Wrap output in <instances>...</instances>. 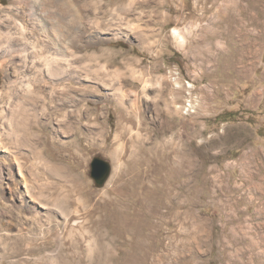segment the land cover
Here are the masks:
<instances>
[{"label":"rangeland","instance_id":"obj_1","mask_svg":"<svg viewBox=\"0 0 264 264\" xmlns=\"http://www.w3.org/2000/svg\"><path fill=\"white\" fill-rule=\"evenodd\" d=\"M77 2L63 62L81 68L66 86L79 106L54 110L31 78L48 113H29L23 142L16 110L35 95L20 74L62 57L41 36L33 59L31 2L0 0L29 38L16 65L0 54V264H264V0ZM95 157L112 168L102 187Z\"/></svg>","mask_w":264,"mask_h":264},{"label":"bare ground","instance_id":"obj_2","mask_svg":"<svg viewBox=\"0 0 264 264\" xmlns=\"http://www.w3.org/2000/svg\"><path fill=\"white\" fill-rule=\"evenodd\" d=\"M28 1H30L31 4L29 6H27L26 16H27L28 22L31 24L30 26H32V30L34 31V33L32 34V37L35 40L30 42L31 46L27 52L31 53V54L33 53L32 54V56L34 57L33 59H35V57H37V58L42 57L41 55H39V53L41 54L44 51V49H43L44 45L42 46L40 44V41L41 40L45 41V39H43L41 37V36H44L45 38L49 39V40H47V41H49V44L45 45V47H47V51L49 53H55L56 52V54L57 53L60 54L62 58L59 59L56 57L47 56L45 58V61H46L45 64L46 65H43L41 67L34 65V62H32L31 67L29 65L25 64L24 68L27 69V66L32 68L31 70L29 68L28 72H31V74L34 75V77H31V75L26 74L25 70H22V74H20L19 78H21L23 80L22 83H23L24 89L27 90L25 92L35 95V97L33 99L30 98L32 103H28L27 99H29V97H27L23 100V102H24L23 105H20L18 107V110H16V131L18 133V138L21 139V137H23V139H25V140H23V142H27L28 141L27 137L32 136L28 132V130L31 128H34V125H35L34 122H33L34 124H32L31 117L29 118V116H31V115L29 113L30 112L32 113V116L34 119H38L39 116L46 115L48 113L47 112L48 108H46V105H44V103H42L40 100L43 98L41 94L42 93L44 94L47 91H45L42 88L33 89L32 85L30 84V82H33V81H31V78L34 79L35 83H40V81H42V83L43 82L44 83H46V82L50 83L51 87H50L49 92H48L49 97L51 98V102L56 104L55 106H51V107H54V110L59 111L58 107L61 106L62 110L64 111L65 108L67 107V105H68V107L72 105V104L70 105V103H74L73 107L75 109H77L76 107L79 106V104L77 103V100L75 98H73L67 92L66 86L69 84H72L75 79H79L80 75H81L80 72H82V71H79V69H81V68H79V69L77 68L75 71H73L70 68L73 66L70 65V67H68L66 65V63L63 62L64 60H69V58L72 56V54L69 53L70 45H71V42H69V41H72V40H69V38H67V35H70L71 32L73 34L75 31H77V28H78V23H79V19H80V18H78L79 17L78 13H79V9H80L79 7L80 6H79L77 0H28ZM14 5H15V3H14ZM16 6H17V4H16ZM11 8L13 9L14 7H11ZM11 8H8L7 14H6V9H4L3 13L0 16V22L3 24L4 23L8 24L9 27H12V29L14 30V31H11V29H10V31H8V32H1L0 31V54L1 53L3 55L8 54L9 55L8 57L16 65V63H15L16 62L15 61L16 55L20 56V53L16 54V51L13 50V45L16 44L15 43L16 37L19 36L20 39H25L26 41L29 38L24 36V32H25L24 27L25 26L24 27L19 26L16 24L14 19L12 20V18H14V17H12L13 15L10 16L11 14H9L12 12ZM47 30H49L50 31L49 33L52 34L51 38L47 36V34H48ZM174 34L176 36H178L181 43L185 42L184 38H182L180 35H178L177 31H175ZM76 38H77V36H76ZM73 42H75V40H73ZM72 44L78 46V43H76V44L72 43ZM2 45H5V50L3 49L4 46H2ZM76 46H74V47H76ZM53 49L55 51L51 52ZM1 50H4V52H1ZM53 56H54V54H53ZM23 57H26V56L23 55ZM30 59H28V60H30ZM23 61L24 60H22V62ZM25 62H26V58H25ZM17 63H19V62H17ZM69 63H70V61H69ZM33 66H34V68H33ZM179 75H181V74H179V72H176V71H172L169 75L170 78L172 79V82H174L176 84V86H178V87L180 86L178 84L181 83V79H180ZM186 83L188 84V88L190 89L191 83H189L188 81ZM58 87H61V88L59 89ZM58 89L60 92L56 93V90H58ZM55 93L58 95H54ZM187 105H189L188 106V108H189L190 107V101L187 103ZM51 112L52 111L50 110V113ZM77 112H78V114H80L78 110H75V113L71 112V113L67 114L65 112L64 117L65 116L68 117V119H70L69 120L70 123L68 122V120L67 121L63 120L64 129L68 132H71L73 136L75 135V139H73L72 144H76L78 142V138L76 137V132H78V127H76V124H74V122H71V118L73 119L74 118L73 115L76 114ZM45 117L47 118V116H45ZM77 124L79 125V122H77ZM51 168L55 173H58V174L62 173V170H64L61 165H55V164L52 165ZM26 193H28V190H26Z\"/></svg>","mask_w":264,"mask_h":264},{"label":"water","instance_id":"obj_3","mask_svg":"<svg viewBox=\"0 0 264 264\" xmlns=\"http://www.w3.org/2000/svg\"><path fill=\"white\" fill-rule=\"evenodd\" d=\"M111 165L108 161L95 157L91 162V172L90 175L96 182L98 187H102L111 175Z\"/></svg>","mask_w":264,"mask_h":264},{"label":"built area","instance_id":"obj_4","mask_svg":"<svg viewBox=\"0 0 264 264\" xmlns=\"http://www.w3.org/2000/svg\"><path fill=\"white\" fill-rule=\"evenodd\" d=\"M180 79H182V73H181V78ZM185 81H191V80L190 79H187ZM187 94L190 96V99H189L190 100V111L194 112V109H193V101L195 99V96H193L192 92H187Z\"/></svg>","mask_w":264,"mask_h":264}]
</instances>
